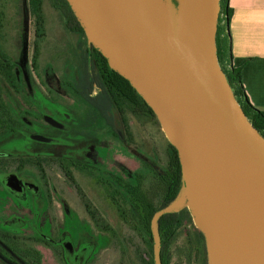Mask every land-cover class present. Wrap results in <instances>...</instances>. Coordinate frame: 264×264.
I'll use <instances>...</instances> for the list:
<instances>
[{
    "label": "rangeland",
    "instance_id": "obj_1",
    "mask_svg": "<svg viewBox=\"0 0 264 264\" xmlns=\"http://www.w3.org/2000/svg\"><path fill=\"white\" fill-rule=\"evenodd\" d=\"M164 1L168 6V0ZM61 12L46 1L47 31L39 42L37 62L35 20L29 0H22L20 9L11 11V16L9 12L7 17L11 27L6 46L21 67L22 81L19 93L6 86L5 97L20 130L17 137L0 145V150L33 148L46 152L48 159L44 175L38 168L25 174L45 184L39 197L20 201L0 187V216L19 237L18 245L32 253L30 260L35 263L147 264V256L140 258L138 251L142 255L149 253L150 246L128 222L133 213L126 186L119 185L117 198H113L111 185L119 178L122 184H134L143 175L145 188L158 204L162 196L157 195L156 180L152 178L155 171L167 168L168 137L155 118L142 110L135 112L128 104H123V112L112 114L117 127L109 126L101 116L95 123L86 118L89 104L78 98L73 85L81 62L80 40L67 30ZM221 17L222 37L228 45V22ZM95 91L99 92L98 86ZM43 114L65 118L68 127L52 128ZM32 132L53 140L38 146L29 137ZM15 158L0 159V165L11 170L17 165ZM69 158L80 164L74 167ZM61 160L71 171L62 168ZM190 196L183 180L179 195L168 207L176 211L186 207L193 218V223L185 221L168 249V264H212L213 252L205 236L203 241L194 228L201 226L198 215L189 208ZM99 215L103 219H96ZM66 242H71L73 253L66 250Z\"/></svg>",
    "mask_w": 264,
    "mask_h": 264
},
{
    "label": "water",
    "instance_id": "obj_2",
    "mask_svg": "<svg viewBox=\"0 0 264 264\" xmlns=\"http://www.w3.org/2000/svg\"><path fill=\"white\" fill-rule=\"evenodd\" d=\"M67 1L88 42L153 109L178 150L183 180L200 211L264 264V135L249 121L219 61L221 0H196L198 58L178 37L172 0L167 31L152 0ZM44 118L65 127L51 115ZM31 136L53 140L41 133ZM12 179L16 190L20 181ZM162 213L156 214L155 225ZM200 230L210 250L218 251L210 231ZM159 244L156 235V264H162Z\"/></svg>",
    "mask_w": 264,
    "mask_h": 264
},
{
    "label": "trees",
    "instance_id": "obj_3",
    "mask_svg": "<svg viewBox=\"0 0 264 264\" xmlns=\"http://www.w3.org/2000/svg\"><path fill=\"white\" fill-rule=\"evenodd\" d=\"M22 0H0V145L9 142L19 134L20 127L18 119L12 108L6 101V86L13 91L20 92V83L22 81V71L20 65L14 59L11 52L8 50L7 35L11 27V23L7 21L9 12L14 9H20ZM47 0H29V6L32 16L35 20V55L34 61L40 55V41L46 35V15L45 4ZM56 9L62 11L65 17V26L67 30L75 33L79 37L80 42V66L73 82L75 90L78 93V98L89 104V121L95 122L96 117H105L110 114L114 107H117L120 112L124 111L123 104H128L133 110H142L148 115L155 118L161 127V124L154 113L153 109L147 104L145 99L131 85V83L120 75L117 71L110 68L107 58L88 42L86 33L75 13L71 9L67 0H49ZM178 6L179 0H173ZM221 15L218 24L217 33V52L219 61L226 74L237 101L240 103L249 121L256 127L261 134L264 135V111L254 107L246 94L242 82V68L234 67L228 61V45L222 37L224 26L222 25V17L225 15L226 21L232 16V8L229 0H221ZM10 18V17H9ZM10 21V20H9ZM12 22V19H11ZM95 84L100 88V92L93 95ZM162 128V127H161ZM162 131L164 132L163 128ZM165 133V132H164ZM167 138V137H166ZM168 140V165L164 170L155 171L157 195L161 194V201L156 204L150 196L149 191L144 186V176L139 175L137 183L130 184L128 190L132 196L129 205L132 209V220L128 221L133 225V229L138 232L144 243L150 247L149 253L139 254L140 258L147 256V264H156V235L160 237L159 252L162 264H168L167 251L176 240L178 233L188 220L193 223V218L188 208H183L179 211L170 210L168 207L176 200L183 187V173L179 153L177 148ZM39 145L45 143L37 142ZM34 153L20 154L22 157L15 158L18 169L22 172H31V168H38L43 175L44 164L47 161V153L41 150H36ZM12 157L1 158L4 161ZM62 162V163H61ZM63 166L64 162L61 160ZM80 164V162H79ZM163 211L162 215L157 218L156 225L154 218L157 213ZM194 225V224H193ZM156 228L158 231L156 232ZM200 238L204 241L203 232L196 228ZM8 245L19 255V257L28 262V264H39L31 261V254L18 245L19 242L11 237H7ZM17 243V245H16ZM146 264V263H145Z\"/></svg>",
    "mask_w": 264,
    "mask_h": 264
},
{
    "label": "crops",
    "instance_id": "obj_4",
    "mask_svg": "<svg viewBox=\"0 0 264 264\" xmlns=\"http://www.w3.org/2000/svg\"><path fill=\"white\" fill-rule=\"evenodd\" d=\"M228 61L242 68L250 103L264 111V0H229ZM225 17V16H224Z\"/></svg>",
    "mask_w": 264,
    "mask_h": 264
},
{
    "label": "bare ground",
    "instance_id": "obj_5",
    "mask_svg": "<svg viewBox=\"0 0 264 264\" xmlns=\"http://www.w3.org/2000/svg\"><path fill=\"white\" fill-rule=\"evenodd\" d=\"M152 5L158 13L161 26L167 31L168 6L166 2L164 0H152ZM172 11L177 20L179 39L198 58L195 49V32L198 26L196 0H179L178 7L172 9ZM188 204L189 208L198 215L200 226L210 231L219 246L218 251L211 253L213 254L212 264H261L254 257H251L241 242L236 240L230 232L205 217L192 196H190Z\"/></svg>",
    "mask_w": 264,
    "mask_h": 264
},
{
    "label": "flooded vegetation",
    "instance_id": "obj_6",
    "mask_svg": "<svg viewBox=\"0 0 264 264\" xmlns=\"http://www.w3.org/2000/svg\"><path fill=\"white\" fill-rule=\"evenodd\" d=\"M95 87H97L96 84H95ZM99 92H100V88H99ZM97 93L98 92H96L94 90L93 95H96ZM88 111H89V108H88ZM88 111H87V117L86 118L89 119ZM114 112H120V111L117 107H114L110 114H107L105 117H103L106 120V122L108 123V125L112 126L113 128L117 127V121H115V118L112 115ZM45 115H49V114H43V119L46 121V119L44 118ZM51 116H53V115H51ZM54 118H56V117H54ZM96 118L98 119V117H96ZM57 120H59L62 124L66 125L68 127V124H66V122H65V118L64 119L59 118ZM47 123L52 128L57 129L56 126L51 125L49 122H47ZM93 123H95V122H93ZM33 133H38V132H32L29 134L30 139L34 140L36 142V144H38L37 142H41V143H45V144L49 143V142H42V141H38V140L33 139L31 136ZM57 140H55L54 142H56ZM6 151H10V152H13L15 154H13V155L3 154V155H0V159L5 158V157H14V156H16V158H17V157H22L21 156L22 154H28V153L36 152L33 148H31L29 151H27V150L23 151L22 150V151H17V152L7 150V149L0 150V152H2V153L6 152ZM68 160H70V162L73 166L79 164V161H77V160H74L71 158H69ZM19 166L20 165L18 164L15 167H13L11 170L10 169L6 170V169H3V167L0 165V172L4 173V174L2 173V175H0V178H1L0 187H1V189L4 190L6 188L5 190H7L11 196L16 195L15 196L16 199L17 200L19 199L20 201H22L23 199H26L28 197H29V201L31 199L39 197L44 192V190L46 189L45 184L43 182L37 180V179H33V178L26 176L25 175L26 172H22L18 169ZM62 168L69 170V169H67L66 164H63ZM34 169H36V168H34ZM69 171H71V170H69ZM13 177L17 178L20 181L19 182L20 187L17 188L16 190L12 189V187H11L13 184L12 183ZM130 184L132 185V183H127L126 185L122 184L121 179L119 178V180H117V182L114 185H111V188L113 191V193H112L113 198H117V195L119 192V190H118L119 185L126 186V189L128 192V197H127L128 202L131 203L132 196H130V192L128 190V187ZM7 191H5L4 196H6ZM86 210H87V213L90 215L91 210L89 209V207ZM99 218L103 219V217H101V215H99V217H97L96 219H99ZM13 232L14 231L12 229L6 227V221H5L4 217L0 216V264H28V262L23 261L19 257V255L15 252V250H13V248L10 245H8V242H7L8 236L15 239L16 242L19 240V237L14 236ZM16 245H17V243H16ZM65 248L69 253H73V246H72L71 242H66ZM80 261H82V260H80Z\"/></svg>",
    "mask_w": 264,
    "mask_h": 264
}]
</instances>
